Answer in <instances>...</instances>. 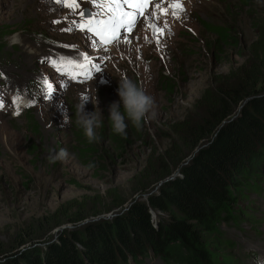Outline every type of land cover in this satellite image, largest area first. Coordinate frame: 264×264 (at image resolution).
<instances>
[{
  "label": "rangeland",
  "instance_id": "obj_1",
  "mask_svg": "<svg viewBox=\"0 0 264 264\" xmlns=\"http://www.w3.org/2000/svg\"><path fill=\"white\" fill-rule=\"evenodd\" d=\"M177 2L183 8L179 18L169 7ZM156 3L168 8L166 15L157 10L156 23L163 28L166 21L170 27V33L165 29L160 36L159 45L142 18L131 34V43L110 44L104 51L85 32L61 31L71 21L79 22L80 9L92 7L88 0L71 14L55 0H0V261L8 251L42 248L43 239L55 238L62 229L110 219L131 198H144L146 193L136 187L147 156L152 150L161 154L168 147L175 122L201 114L197 98L203 88L238 66L256 35L255 28L264 29V0H152L150 12ZM55 20L60 23H53ZM15 37L17 41H13ZM26 49L34 50L35 55ZM81 53L101 68L97 73L89 66L92 78L88 80L62 77L49 63L41 62L58 56L79 60ZM45 77L55 89L51 99L44 98ZM122 77L146 89L155 100L156 115L138 133L129 128L128 121L126 135L116 145L109 134L108 108L119 101L116 90ZM61 84L64 86L59 87ZM95 93L97 105L89 98L85 111L98 107L103 118L96 129L99 139L89 142L76 124L75 112L82 96L94 98ZM15 97L25 103L17 108L18 115L14 114L18 100L12 104ZM64 110L71 118L68 125L63 123ZM177 147L181 152L182 144ZM61 148L67 150L68 158L49 163L50 154ZM262 167V163L254 167L247 180L255 182L256 189L241 185L235 218L219 224L223 240L232 243L226 250L236 264L264 261ZM160 183L150 184V190ZM117 202L121 204L113 206ZM92 208L101 212L49 228L52 219ZM55 210L57 216L50 217ZM41 233L40 238L19 244L20 239ZM127 264L136 263L129 259ZM139 264L168 263L150 252Z\"/></svg>",
  "mask_w": 264,
  "mask_h": 264
},
{
  "label": "trees",
  "instance_id": "obj_2",
  "mask_svg": "<svg viewBox=\"0 0 264 264\" xmlns=\"http://www.w3.org/2000/svg\"><path fill=\"white\" fill-rule=\"evenodd\" d=\"M255 30L243 61L203 88L197 98L201 114L175 122L168 147L147 156L136 187L144 198H131L110 219L62 229L55 238L43 239L42 248L8 251L0 264H127L129 259L139 264L150 252L168 264H236L219 224L235 218L241 185L258 187L247 181L250 171L262 163L264 172V29ZM129 128L140 132L131 122ZM109 134L116 145L124 139ZM78 210L52 219L49 228L101 212ZM49 216L56 217V210Z\"/></svg>",
  "mask_w": 264,
  "mask_h": 264
},
{
  "label": "snow or ice",
  "instance_id": "obj_3",
  "mask_svg": "<svg viewBox=\"0 0 264 264\" xmlns=\"http://www.w3.org/2000/svg\"><path fill=\"white\" fill-rule=\"evenodd\" d=\"M55 2L67 7L71 14L80 9L83 0H55ZM88 2L92 7L80 9L79 22L73 20L68 28L61 29V31L71 32L78 29L85 32L88 34L89 40L103 47L104 51L108 50L107 46L110 44L131 43V34L142 18L145 26L152 31L158 45L160 44L159 38L164 34L165 29L170 33V27L166 21L163 28H160L156 23L159 19L157 10L166 15L168 8L156 3L154 10L150 12L148 9L152 0H88ZM169 7L174 9L172 15L179 18V12L183 11L181 4L177 2L170 4ZM53 23L58 24L60 21L55 20ZM145 41L148 42V37H145ZM62 47L69 46L62 45ZM41 62L49 63L62 77L67 76L70 80H77L78 76H83L85 80L91 79L92 72L88 70L89 66L97 73L101 71L100 65L93 63L92 58L83 53L79 60L58 56L42 58ZM43 83L47 88V95L44 98L51 99L55 91L53 83L47 77L44 78ZM63 86V84L59 85V87ZM18 99L19 97H15L13 102L15 103ZM2 107L3 103L0 102V108ZM14 114L18 115L19 113Z\"/></svg>",
  "mask_w": 264,
  "mask_h": 264
},
{
  "label": "clouds",
  "instance_id": "obj_4",
  "mask_svg": "<svg viewBox=\"0 0 264 264\" xmlns=\"http://www.w3.org/2000/svg\"><path fill=\"white\" fill-rule=\"evenodd\" d=\"M106 83V81H103ZM117 94L119 101H113L108 108V120L111 123L112 131L119 135H126L128 121L137 129L141 128L144 123L153 119L155 113V100L149 95L146 89L137 84L132 79L122 77L118 81ZM91 98L95 107L98 103L96 93L95 97L84 95L76 105V124L79 125L89 142H95L99 139L96 129L102 126L101 112L98 107L93 112L85 111V103ZM70 116L64 110L63 123H70ZM69 154L66 149L61 148L49 156V163L65 161ZM91 167V165H90ZM258 264H264V261H258Z\"/></svg>",
  "mask_w": 264,
  "mask_h": 264
},
{
  "label": "bare ground",
  "instance_id": "obj_5",
  "mask_svg": "<svg viewBox=\"0 0 264 264\" xmlns=\"http://www.w3.org/2000/svg\"><path fill=\"white\" fill-rule=\"evenodd\" d=\"M17 40H18V38L15 37L13 41H17ZM97 46H98V45H97ZM99 47H101V46L99 45ZM26 52H27L28 54H31V56L35 55V52H34V50H32V49H26ZM24 101H26V100L24 99ZM22 105H23V104L20 103V100H18V101L15 103V109L19 108V107L22 106ZM18 111H19V109H17V112H18Z\"/></svg>",
  "mask_w": 264,
  "mask_h": 264
},
{
  "label": "water",
  "instance_id": "obj_6",
  "mask_svg": "<svg viewBox=\"0 0 264 264\" xmlns=\"http://www.w3.org/2000/svg\"><path fill=\"white\" fill-rule=\"evenodd\" d=\"M242 103H243V102H242ZM242 103H240L239 106H241ZM200 146H201V145H199V146H195V147L193 148L191 154H193V153H194V152H195ZM188 158H189V157H186L185 161H183L182 163H185V162L187 161ZM176 173H177V169H175V171L172 172L169 176L165 177V179L171 178V177H172L173 175H175ZM124 208H125V207H124Z\"/></svg>",
  "mask_w": 264,
  "mask_h": 264
}]
</instances>
